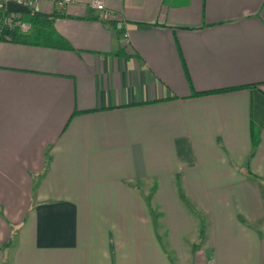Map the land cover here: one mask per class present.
Segmentation results:
<instances>
[{
    "label": "crops",
    "instance_id": "1",
    "mask_svg": "<svg viewBox=\"0 0 264 264\" xmlns=\"http://www.w3.org/2000/svg\"><path fill=\"white\" fill-rule=\"evenodd\" d=\"M103 1L0 37V264H264V0Z\"/></svg>",
    "mask_w": 264,
    "mask_h": 264
},
{
    "label": "built area",
    "instance_id": "2",
    "mask_svg": "<svg viewBox=\"0 0 264 264\" xmlns=\"http://www.w3.org/2000/svg\"><path fill=\"white\" fill-rule=\"evenodd\" d=\"M64 2H70L72 0H63ZM8 2L17 3L19 5H23L29 10H33L36 8L38 4V0H0V3L5 5ZM92 6L97 9L99 12L103 13L105 4L103 0H93ZM23 14L16 13V12H10V13H4L2 18L0 19V35L3 36V30L5 28L10 30H19L23 34H28L33 29L32 22L24 19L22 17ZM126 37V35H124ZM8 38V37H6Z\"/></svg>",
    "mask_w": 264,
    "mask_h": 264
},
{
    "label": "trees",
    "instance_id": "3",
    "mask_svg": "<svg viewBox=\"0 0 264 264\" xmlns=\"http://www.w3.org/2000/svg\"><path fill=\"white\" fill-rule=\"evenodd\" d=\"M2 7H5V5H2ZM4 13H8L5 11ZM22 17L33 24V29L28 34H23L19 30H10L5 28L3 30V36L0 35L1 38L9 39L14 42H23V43H30L36 41V39H41L47 31H51V23L48 20L47 16L40 15L34 10H29L27 14H23ZM51 33V32H50ZM8 37V38H6ZM253 126V125H252ZM253 131V129H252Z\"/></svg>",
    "mask_w": 264,
    "mask_h": 264
},
{
    "label": "rangeland",
    "instance_id": "4",
    "mask_svg": "<svg viewBox=\"0 0 264 264\" xmlns=\"http://www.w3.org/2000/svg\"><path fill=\"white\" fill-rule=\"evenodd\" d=\"M2 5L3 4H1L0 3V19L2 18V16H3V14H4V12H5V10H4V8L2 7ZM37 177V176H36ZM143 188V190L145 191L146 189L144 188V187H142ZM141 189V188H140ZM177 195H178V198H180V201L181 202H183V204H184V206H185V208H186V210L188 211V215L189 216H192L193 218H194V216H193V214H194V212H193V209H192V207L190 208V204H189V197H188V195H184V191L182 190V188H178V192H177ZM150 205H152V213L153 214H155V210H154V204H150ZM154 223H155V229H156V231H157V233H158V235L161 233V229L162 228H159V223H158V221H157V219H155L154 218ZM188 223V222H187ZM186 231V230H188V227L186 226V220H184V223L183 224H180L179 226H176L175 228H174V231L177 233V232H180V231ZM192 236L190 235L189 236V238H191ZM200 239L201 238H205V236H201V237H199ZM159 239H161L162 241H163V239L165 240V235H159ZM166 242V241H165ZM187 243L188 244H190V243H192L191 241H189L188 240V237H187ZM171 255V254H170ZM172 256H173V254H172ZM171 256V257H172ZM172 260H173V258H172Z\"/></svg>",
    "mask_w": 264,
    "mask_h": 264
},
{
    "label": "water",
    "instance_id": "5",
    "mask_svg": "<svg viewBox=\"0 0 264 264\" xmlns=\"http://www.w3.org/2000/svg\"><path fill=\"white\" fill-rule=\"evenodd\" d=\"M5 8L8 13L16 12L21 14H27L29 12V9L25 6L13 2L6 3Z\"/></svg>",
    "mask_w": 264,
    "mask_h": 264
}]
</instances>
